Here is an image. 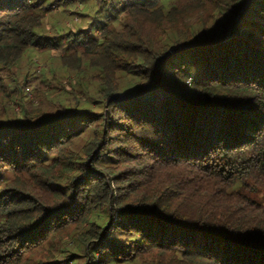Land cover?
Segmentation results:
<instances>
[{
	"label": "trees",
	"instance_id": "obj_1",
	"mask_svg": "<svg viewBox=\"0 0 264 264\" xmlns=\"http://www.w3.org/2000/svg\"><path fill=\"white\" fill-rule=\"evenodd\" d=\"M83 1L0 0V68L62 47L88 98L0 121V264H264V0H85L44 35Z\"/></svg>",
	"mask_w": 264,
	"mask_h": 264
},
{
	"label": "rangeland",
	"instance_id": "obj_2",
	"mask_svg": "<svg viewBox=\"0 0 264 264\" xmlns=\"http://www.w3.org/2000/svg\"><path fill=\"white\" fill-rule=\"evenodd\" d=\"M40 4L37 3L39 6ZM52 6V10L43 20L45 36L62 33L67 28H74L78 23L87 24L89 19L83 14H93L94 3L84 0L83 3L77 2L74 6H70L71 11H69L78 10L77 15H70L62 10L61 6ZM69 54L62 47L29 50L9 70L0 68V80L4 82V87H0L2 89L0 90V121H23L25 114L32 113V110L36 109H41L44 113L54 112L58 108V101L67 104L72 103L76 98L80 102L87 100L84 93L87 79H81L76 74L79 65L73 63L74 61L69 63L70 65L61 64L62 57L67 58ZM89 74L92 76L93 71H89L88 76ZM88 87L91 94L95 92V83L90 81ZM91 108L96 111L102 110L96 105ZM66 234L53 248L44 247L38 256L61 260L65 254L77 252L76 243L73 241L75 233ZM79 260L82 262V258Z\"/></svg>",
	"mask_w": 264,
	"mask_h": 264
},
{
	"label": "water",
	"instance_id": "obj_3",
	"mask_svg": "<svg viewBox=\"0 0 264 264\" xmlns=\"http://www.w3.org/2000/svg\"><path fill=\"white\" fill-rule=\"evenodd\" d=\"M172 50H168L167 52H165V54H163L158 60L164 59Z\"/></svg>",
	"mask_w": 264,
	"mask_h": 264
}]
</instances>
